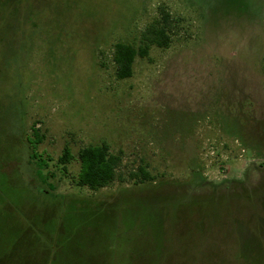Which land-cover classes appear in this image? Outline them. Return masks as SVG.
Returning a JSON list of instances; mask_svg holds the SVG:
<instances>
[{"label": "rangeland", "instance_id": "374dc122", "mask_svg": "<svg viewBox=\"0 0 264 264\" xmlns=\"http://www.w3.org/2000/svg\"><path fill=\"white\" fill-rule=\"evenodd\" d=\"M101 143L118 178L77 187ZM0 264H264V0H0Z\"/></svg>", "mask_w": 264, "mask_h": 264}, {"label": "trees", "instance_id": "16d2710c", "mask_svg": "<svg viewBox=\"0 0 264 264\" xmlns=\"http://www.w3.org/2000/svg\"><path fill=\"white\" fill-rule=\"evenodd\" d=\"M171 19L169 13L160 9L159 17L141 33L139 45L116 43L113 47L112 62L116 67V77L119 80L130 78L133 74V64L136 57L146 58L152 46L167 49L171 38L169 35ZM76 158L80 164V171L74 183L79 188L97 191L111 183L119 176L121 154L112 153L106 143L89 145L77 152ZM73 159L70 150L65 147L58 158L60 165H65ZM130 179L137 183L154 181V178L143 167L130 173Z\"/></svg>", "mask_w": 264, "mask_h": 264}]
</instances>
